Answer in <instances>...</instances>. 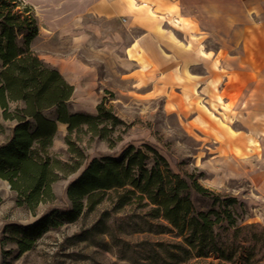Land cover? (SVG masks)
I'll return each instance as SVG.
<instances>
[{"label": "rangeland", "instance_id": "374dc122", "mask_svg": "<svg viewBox=\"0 0 264 264\" xmlns=\"http://www.w3.org/2000/svg\"><path fill=\"white\" fill-rule=\"evenodd\" d=\"M145 1L167 7L175 3V0H129L132 6ZM253 1L256 0H245V5ZM25 2L33 7L39 26L31 49L41 60L55 67L73 86L70 109L95 114L96 105L104 98L114 114L127 125L119 133L122 141L113 149L85 132L73 134L70 140L84 150L87 161L100 155L117 154L127 143L136 148L149 145L167 160L174 172L194 174L202 186L245 201L248 209L246 221L264 225V111H251L247 103L243 107L238 104L232 109L231 105H223L216 97V89L225 87L230 79L234 80L231 85L242 87L241 89L248 83L246 81L249 76L246 72L229 69L232 58L227 57L218 67L221 72L217 71L219 78L216 87L207 85L202 90V96L200 94L203 99L205 97L208 100V103H203L211 111V118L221 122L223 125L220 126H225L226 131L232 132V135L223 136L218 134L214 123L209 125L208 122L203 124L186 119L190 115L185 114L184 95L177 89L171 92L165 88L154 90L153 82L146 78L152 76V72L138 71L137 64L128 60L127 48L142 30L134 22L136 15L124 11L120 0ZM106 6L113 7V14L108 18L99 13ZM157 13H161L160 10ZM168 19L170 18L165 15L160 17L161 27L168 29L182 41L189 39V31L196 34L203 32L199 26L194 25L198 19L194 14L191 15L193 30L184 26L171 27ZM202 35L205 48L216 51L218 45L213 38L217 39L218 34L210 32ZM222 36L225 45L234 47L230 51L236 54L237 61L241 58L247 64L254 62L248 24L225 28ZM236 91L234 87L232 92ZM224 99L227 100V96ZM173 100L180 105V110L174 109V104L171 103ZM11 127V122L2 120L0 110V143L7 139ZM65 135L66 126L59 124L48 151L52 159L61 162L70 160ZM255 139L258 145H254ZM83 169L84 165L66 179L60 175L52 185L55 195L53 203L40 204L34 213L16 206L14 193L0 179V264H132L121 258L118 253L120 248L113 245L107 236L95 234L89 240H78V235L90 227L99 211L75 223L63 224L47 231L36 240L30 250L23 253L18 252L17 245L11 239L10 228L13 226L22 228L33 225L48 209L68 206L64 195L65 187ZM103 207L108 205L103 204L100 209ZM125 212L114 216L115 225L119 226L118 218L123 214L129 216L139 210L130 207ZM118 235L132 244L144 239L149 242L174 240L168 234ZM183 264L221 262L211 256L191 259Z\"/></svg>", "mask_w": 264, "mask_h": 264}, {"label": "trees", "instance_id": "16d2710c", "mask_svg": "<svg viewBox=\"0 0 264 264\" xmlns=\"http://www.w3.org/2000/svg\"><path fill=\"white\" fill-rule=\"evenodd\" d=\"M38 31L25 0H0V110L2 120L12 123L0 143V179L14 193L15 205L34 213L40 204L53 203L52 185L60 175L66 179L84 169L65 187L68 206L48 209L33 225L10 228L18 252L30 250L47 231L99 211L78 240L107 236L132 264H183L211 256L221 264H264V225L246 221L245 201L202 186L194 174L174 172L151 146L127 143L117 154L87 161L70 140L73 134L85 132L113 149L127 125L104 98L95 114L70 109L73 86L31 49ZM59 124L66 126L68 162L48 153ZM103 204L108 207L100 209ZM130 207L139 212L123 214L115 225L114 216ZM118 233L168 234L174 240L132 244Z\"/></svg>", "mask_w": 264, "mask_h": 264}, {"label": "crops", "instance_id": "0c3cea01", "mask_svg": "<svg viewBox=\"0 0 264 264\" xmlns=\"http://www.w3.org/2000/svg\"><path fill=\"white\" fill-rule=\"evenodd\" d=\"M120 3L123 4L124 11H130L136 15L134 22L142 30V33L127 48L128 60L137 64L138 71L152 72V76L146 78L153 82L154 90L165 88L171 92L177 89L184 95L185 114L190 115L186 119L203 124L208 122L209 125L214 123L217 125L218 134L232 135L230 134L232 132L225 130V126H220L223 125L221 122L218 121V123L211 118L213 117L211 111L203 103H208V100L201 97L202 90L207 85L211 84L215 88L218 84L217 73L221 72L218 67L227 57L232 58L231 63L228 61L229 69L246 72L249 76L246 81L248 83L241 89L242 87L231 85L234 80L231 81L229 76L230 80L227 81L226 86L216 89V97L223 102V105H231L232 109L238 104L243 107L247 103L251 111H264V0L253 1L247 6L245 0H228L227 2L225 0H179L178 2L175 0V3L169 4V7L146 1L136 6H132L129 0H120ZM158 10L161 13H157ZM112 12L113 7L106 6L99 13L108 18L111 17ZM192 14L198 17L194 25L203 30L202 34L208 35L210 32L218 34L217 39L213 38L218 45L216 51L205 48L202 34L189 31V39L182 41L160 25L159 19L165 15L170 18L167 22L171 27L184 26L193 30ZM241 24L249 25L250 46L251 51L253 50L251 54L254 62L250 61L248 64L241 58L236 60V54L230 51L234 47L225 45L222 36L225 28ZM234 87L236 92H232ZM169 96L172 97V94ZM226 96L227 100L224 99ZM171 103L174 104V109L180 110V105L174 100ZM178 103L180 104V101ZM262 136L264 138V135ZM253 143L258 145L256 139Z\"/></svg>", "mask_w": 264, "mask_h": 264}, {"label": "water", "instance_id": "95a60500", "mask_svg": "<svg viewBox=\"0 0 264 264\" xmlns=\"http://www.w3.org/2000/svg\"><path fill=\"white\" fill-rule=\"evenodd\" d=\"M81 172H82V170H81ZM81 172H80V173H81ZM80 173H79V174H80Z\"/></svg>", "mask_w": 264, "mask_h": 264}, {"label": "bare ground", "instance_id": "6f19581e", "mask_svg": "<svg viewBox=\"0 0 264 264\" xmlns=\"http://www.w3.org/2000/svg\"><path fill=\"white\" fill-rule=\"evenodd\" d=\"M178 23V22H177Z\"/></svg>", "mask_w": 264, "mask_h": 264}]
</instances>
